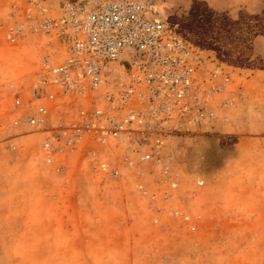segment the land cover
I'll list each match as a JSON object with an SVG mask.
<instances>
[{
    "label": "rangeland",
    "instance_id": "obj_1",
    "mask_svg": "<svg viewBox=\"0 0 264 264\" xmlns=\"http://www.w3.org/2000/svg\"><path fill=\"white\" fill-rule=\"evenodd\" d=\"M38 1L56 16L67 2L116 0ZM145 1L170 21L186 16L195 0ZM202 1L234 19L264 12V0ZM25 2L0 0V264H264V70L231 67L198 48L212 59L206 74L221 67L208 99L216 119L166 138L162 153L178 183L171 190L161 164L125 161L123 139L86 137L74 147L62 140L73 132H63V152L46 150L60 124L80 122L77 98L59 94L42 128L13 125L35 111L32 89L45 60L66 58L56 38L10 41ZM255 55L264 62V36ZM110 69L112 83L128 78L125 63L110 62ZM16 99L23 110H15ZM229 138L238 143L229 146ZM101 163L119 175L97 172Z\"/></svg>",
    "mask_w": 264,
    "mask_h": 264
},
{
    "label": "built area",
    "instance_id": "obj_2",
    "mask_svg": "<svg viewBox=\"0 0 264 264\" xmlns=\"http://www.w3.org/2000/svg\"><path fill=\"white\" fill-rule=\"evenodd\" d=\"M17 12L18 23L8 32L12 43L28 34L56 38L63 43L66 58L61 63L45 60V70L32 89L38 102L35 111L16 118L13 125L42 128L57 107L59 94L77 98L84 103L80 122L60 124L52 131L57 136L44 143L46 150L63 152L58 137L63 132H73L62 140L74 147L86 137L102 143L123 139L126 162L161 164L164 182L176 189L178 183L171 179L162 153L165 140L173 131H189L216 119L208 99L216 89L211 79L221 74L220 65L206 74L212 59L145 0H116L100 7L67 2L56 16L38 0H26ZM113 61L128 66V78L117 84L109 79ZM14 108L24 109L21 99L15 100ZM95 170L119 175L107 163ZM139 189L148 194L144 185Z\"/></svg>",
    "mask_w": 264,
    "mask_h": 264
},
{
    "label": "trees",
    "instance_id": "obj_3",
    "mask_svg": "<svg viewBox=\"0 0 264 264\" xmlns=\"http://www.w3.org/2000/svg\"><path fill=\"white\" fill-rule=\"evenodd\" d=\"M169 22L195 47L213 52L219 62L240 69L264 70L262 58L255 55V42L264 36V12H240L234 19L205 1L195 0L186 16ZM229 139L231 147L238 143L236 138Z\"/></svg>",
    "mask_w": 264,
    "mask_h": 264
},
{
    "label": "crops",
    "instance_id": "obj_4",
    "mask_svg": "<svg viewBox=\"0 0 264 264\" xmlns=\"http://www.w3.org/2000/svg\"><path fill=\"white\" fill-rule=\"evenodd\" d=\"M156 7V9H157V6H155Z\"/></svg>",
    "mask_w": 264,
    "mask_h": 264
}]
</instances>
